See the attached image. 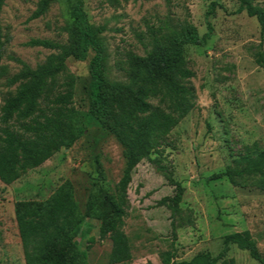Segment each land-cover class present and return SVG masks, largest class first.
<instances>
[{"label": "rangeland", "instance_id": "obj_1", "mask_svg": "<svg viewBox=\"0 0 264 264\" xmlns=\"http://www.w3.org/2000/svg\"><path fill=\"white\" fill-rule=\"evenodd\" d=\"M40 0H9L2 12L7 54L31 67L53 54L28 46L33 39L67 43L71 23L62 2L42 18L31 20ZM243 0H84L89 22L102 28L105 78L129 83L128 55H145L148 31L171 24L192 23L201 45L185 50L190 80L196 92L194 108L169 134L156 135L154 150L133 172L128 189L129 208L124 231L133 259L125 264H164L162 254L176 261L196 255L217 256L223 239L250 231L264 257V192L260 178L232 185L226 177L210 180L243 155L264 151V32L255 17L241 11ZM264 12V0L251 3ZM214 9V12L208 13ZM171 33V31H170ZM70 59L67 67L76 81L73 106L87 120L91 102L90 62ZM12 73L20 65L5 59ZM9 88L0 82V109ZM126 168L124 150L116 138L98 124H87L72 148H64L37 169L22 172L7 185L0 180V264H40L48 211L53 197L70 186L81 224L67 255L77 264H109L112 244L102 235L103 193L116 195ZM185 188L180 211L174 214L175 187ZM237 264H260L234 246Z\"/></svg>", "mask_w": 264, "mask_h": 264}, {"label": "trees", "instance_id": "obj_2", "mask_svg": "<svg viewBox=\"0 0 264 264\" xmlns=\"http://www.w3.org/2000/svg\"><path fill=\"white\" fill-rule=\"evenodd\" d=\"M9 0H0V82L10 89L0 109V180L15 183L22 172L37 169L64 148H72L85 133L86 125L96 123L111 133L124 150L126 168L116 186V195L103 193L102 235L109 237L112 249L109 264H125L133 259L130 241L124 231L129 208L128 189L133 172L154 150L156 135L173 131L194 108L196 92L190 80L195 73L188 67L185 50L189 45L205 44L209 33L200 36L192 23L177 27L165 24L148 31L145 55H128L129 83L108 81L104 76L105 50L100 35L102 28L89 22L84 0H40L31 20L44 17L52 5L62 2L68 9L71 23L67 43L51 39H33L28 46L53 51L46 60L31 67L21 59L7 54L8 39L2 25V12ZM243 0L241 11L255 17L264 32V12ZM214 12V9L208 13ZM171 31V33H170ZM90 62V110L85 121L73 106L76 81L70 74V59ZM9 59L20 65L12 73L3 61ZM257 62L264 65V55ZM226 177L232 185L248 178L259 177L264 192V151L256 156L243 155L228 165L223 173L210 180ZM175 187L171 198L174 214L180 211L185 188L170 179ZM81 224L74 192L63 188L52 199L48 211L40 264H77L67 255L73 235ZM246 251L250 257L264 264L257 241L250 231L227 235L217 256L210 253L196 255L190 261H176L172 252L162 254L164 264H237L230 257L232 248Z\"/></svg>", "mask_w": 264, "mask_h": 264}]
</instances>
